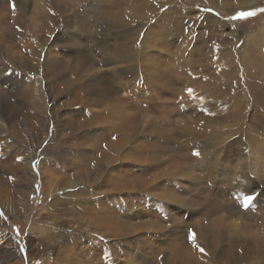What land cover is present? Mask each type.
Returning <instances> with one entry per match:
<instances>
[{
	"label": "rangeland",
	"instance_id": "374dc122",
	"mask_svg": "<svg viewBox=\"0 0 264 264\" xmlns=\"http://www.w3.org/2000/svg\"><path fill=\"white\" fill-rule=\"evenodd\" d=\"M46 1L60 0L36 12L34 0H0V264H264V0H157L148 14L147 0H67L64 25ZM104 7L105 27L91 21ZM122 23L123 42L142 47L134 64L84 65L99 57L90 32L120 56ZM49 53L65 85L52 97ZM11 73L25 97L9 93ZM92 80L109 82L111 99L71 107Z\"/></svg>",
	"mask_w": 264,
	"mask_h": 264
},
{
	"label": "bare ground",
	"instance_id": "6f19581e",
	"mask_svg": "<svg viewBox=\"0 0 264 264\" xmlns=\"http://www.w3.org/2000/svg\"><path fill=\"white\" fill-rule=\"evenodd\" d=\"M45 0H34V2H33V8H32V10L34 11V12H36V11H38L39 9H38V6L41 4V3H43ZM80 1H84V0H80ZM106 1H108V0H106ZM112 1H115V0H112ZM119 1V0H118ZM130 1V0H129ZM154 1V0H153ZM47 2V1H46ZM61 2V0L60 1H54V2H47V4L48 3H50L51 4V9L50 10H52V11H54V13H55V15L57 16V17H59V21L61 22L60 24H63V19L64 18H62V15L65 13V11H67V9L68 8H70V7H72V6H70V4L68 3V1L66 0V2H62V3H60ZM70 2H72V3H74L75 2V0H71ZM134 2V1H133ZM175 2H177V1H175ZM126 3V2H125ZM127 3H129V2H127ZM132 3V2H131ZM146 3H148V7H146L147 8V10H148V12H147V14L149 13V12H153L154 10H155V7L154 6H156L157 5V0L156 1H154V2H151V1H148L147 0V2ZM46 4V3H45ZM114 4V3H113ZM137 4H139V2L137 3ZM141 4V3H140ZM43 6V5H42ZM108 6V5H107ZM134 6V5H133ZM41 7V6H40ZM44 7V6H43ZM131 7V6H130ZM170 8V7H169ZM160 9V8H159ZM110 10V8H108V7H104V9L102 10V9H100L99 10V13L98 14H95L94 16H95V18H92L91 19V21L93 22V20H95L97 23H98V25H99V23H101L100 25H104V27L105 26H107L112 20H111V18H107V12ZM134 10V9H133ZM40 11V10H39ZM121 11H123V10H121ZM125 12V11H124ZM134 12V11H133ZM37 14V13H36ZM35 14V15H36ZM39 14V13H38ZM37 14V15H38ZM154 14H156V13H154ZM166 14V13H165ZM134 15V14H133ZM136 15V14H135ZM143 15H145V14H143ZM169 15V14H168ZM149 16V15H148ZM118 17L120 18V20L124 23L125 21H124V16H123V13H119L118 14ZM143 17V16H142ZM164 17H165V15H164ZM180 17V16H179ZM37 18V17H36ZM35 18V19H36ZM126 18V17H125ZM141 18V17H140ZM146 18V17H145ZM144 18V19H145ZM165 18H168V17H165ZM38 19V18H37ZM128 19V18H127ZM149 19V18H148ZM159 19V18H158ZM66 21V20H65ZM54 23L55 22H57L56 20L55 21H53ZM88 22H90V21H88ZM119 22V21H118ZM141 22V21H140ZM142 22H144V21H142ZM150 22V21H149ZM161 22V21H160ZM39 23V25H40V23L41 22H38ZM91 23V22H90ZM121 24L120 25V27H118V28H121V30H120V32H118V33H116L115 35H114V39L116 40V43H117V39H118V46H117V50L120 52V56L118 57V52H116L114 55V57L113 56H111V54L110 55H108L109 54V49H108V47H109V45L108 44H105V43H102L103 41H104V39H105V37H103V35L102 34H100V33H97V32H94V33H89V36L88 37H91L93 40H94V44L96 43L97 45V47L95 48L94 47V49H93V45H91V47H92V50H94L95 51V53L96 52H98V59H96V58H91V56L90 57H86V59H88L85 63H84V65H90V67H92L93 66V64H95V65H97V64H104V65H109V64H112V63H124V64H134V62H135V60L136 59H138L139 57H140V54H141V49H142V47L141 46H138V45H134V46H129L128 44H125V42H123V39H127L128 38V40H129V38L131 37V38H133L132 37V33L131 34H129V33H127V31L125 30V25L124 24ZM133 23V22H132ZM131 23V24H132ZM146 23V22H145ZM144 23V24H145ZM226 23V22H225ZM65 24H66V22H65ZM89 24V23H88ZM129 24V23H128ZM156 24H158V23H156ZM36 25V27H38L39 25H37V23L35 24ZM64 25V24H63ZM159 25V24H158ZM218 26H219V24H218ZM222 26V25H221ZM75 27V26H74ZM145 27V26H144ZM147 27V26H146ZM152 27V26H151ZM47 28V29H46ZM46 28H42V32H45V31H47V30H50V32H52L53 31V29H55V28H53V26H52V24H50L48 27H46ZM49 28V29H48ZM155 29V28H154ZM153 29V30H154ZM142 30V29H141ZM143 30H144V28H143ZM227 30V29H226ZM162 31V30H161ZM169 31V30H168ZM167 31V32H168ZM99 32V31H98ZM129 32V31H128ZM136 32V31H135ZM165 32V31H164ZM137 33V32H136ZM140 33V32H139ZM160 33V32H159ZM48 35H50V33L48 34ZM94 35H96V37L94 36ZM138 35V34H137ZM157 35H158V33H157ZM156 35V36H157ZM84 36V35H83ZM159 36V35H158ZM86 37H87V35H86ZM107 37L108 38H112L113 36H111V37H109L108 36V34H107ZM160 37H162L161 35H160ZM166 37V36H165ZM135 38V37H134ZM172 38V37H171ZM36 39V38H35ZM167 39V38H166ZM44 40H46V37L44 38ZM48 40H49V38H48ZM48 40H46V42L48 41ZM128 40H127V43H128ZM134 40V39H133ZM137 40V39H136ZM142 40V39H141ZM168 40V39H167ZM37 41V40H36ZM132 41V40H131ZM142 41H144V39L142 40ZM92 42V41H91ZM90 42V43H91ZM135 42V41H134ZM130 43V42H129ZM136 43V42H135ZM43 44H44V41H42V40H40L39 41V44H38V49H39V51H38V54H37V58H38V60L40 59V56H41V51H42V47H43ZM90 45V44H89ZM143 46V45H142ZM86 47V46H85ZM90 47V48H91ZM140 50V51H139ZM116 51V50H115ZM49 52H51V51H49ZM50 53H49V55L45 58V61H43V64H42V66H41V68L43 67V70H42V73L40 74L41 76H42V78L41 79H43L44 81H47L46 83H47V88L50 90V88H51V84H50V82L51 83H53L52 85L55 87V88H53L52 90H50V92H48V93H50L51 95V97L53 96V92H55L57 95H59V94H61V93H63L64 91H65V85H63V86H58L57 84H54L55 82H59L60 81V77H59V73H58V66L57 65H55V64H53L52 63V61H50L49 60V58H50ZM136 55L138 56L137 58H136ZM95 56H96V54H95ZM48 60H49V63H47L48 62ZM27 62V59L25 58V60H23L22 62H20L19 64H22V67H21V70H23V72L25 73V75L24 76H28V75H30L31 73V66L30 65H25L24 63H26ZM7 63H9L8 61H7ZM0 64H1V60H0ZM130 64V65H131ZM3 65V64H2ZM9 65V64H8ZM25 65V66H24ZM37 66H38V62H37V64H36V70H37ZM45 66H47L46 67V69H45ZM1 67V66H0ZM129 67V66H128ZM131 67H133V65L131 66ZM136 68V67H135ZM138 68V67H137ZM136 68V69H137ZM129 69H131L130 67H129ZM129 69H125V71H124V73H123V77H129V76H131V74H133L134 72L133 71H131V70H129ZM133 69V68H132ZM6 70V69H5ZM139 70V69H138ZM39 71V70H38ZM120 71V70H119ZM139 72V71H138ZM121 73V72H120ZM119 73V74H120ZM137 73V72H136ZM11 74H13V73H11ZM11 74H5L3 77H4V82H6V83H8V86H11V87H9L10 88V90H9V93L10 94H12L13 93V91L15 92V91H18L19 92V94L20 95H22L23 97H25L24 96V94L26 93V95L28 94V91L24 88V90H21V91H19L18 90V88H19V85L21 84V82L22 81H24L25 80V78L23 77V75H21V74H18V73H16L17 75L15 76L14 74L13 75H11ZM115 74V73H114ZM121 75V74H120ZM136 75V74H135ZM117 76H118V74H117ZM133 77V76H132ZM117 78V77H116ZM138 79V78H137ZM108 80V79H107ZM121 80V79H120ZM124 80V79H123ZM110 81V80H109ZM107 81L106 80H103V81H95V80H92L89 84H90V86H91V88H90V86L89 87H84V89H83V95L82 96H80V97H78L77 99L78 100H76V101H74L73 103H71L70 105H71V107H73V106H78V105H82L81 107H86V105H87V103L89 102V104L91 105V101L93 102V101H95V102H99V101H107L108 99H111V97L114 95V87L113 86H110V83L108 82V83H106ZM3 85V84H2ZM4 86V85H3ZM256 87V86H255ZM259 87V86H258ZM8 88V89H9ZM39 87H35V90L33 91L34 92V94L35 95H37V97H40L41 98V100H38V99H35V98H32V97H30L29 99L30 100H32V101H35L36 100V103H37V106H35V110H36V108H38V111H39V108L40 109H45L44 107H42L43 105V102L45 101V98H44V96H43V94H42V91L40 90V88H39V90H37ZM259 88H261V87H259ZM255 89H258V88H255ZM255 89H253L254 90V92H255ZM258 91V90H257ZM24 92V93H23ZM260 92V91H259ZM262 93V92H261ZM254 94H256L257 95V93H254ZM8 96V95H7ZM10 96V95H9ZM54 99H56V97H54ZM74 100V99H73ZM115 101V100H114ZM58 107H56V106H54L53 105V107L51 108V109H49L50 111L53 109L54 111L53 112H55V114L57 115V110H59V109H63V108H65V106L64 105H57ZM30 108H31V110H28V112H33L32 111V109H33V107H31L30 106ZM65 109H67V108H65ZM83 109V108H82ZM37 112V111H36ZM57 112V113H56ZM69 112H70V114H73V109H70L69 110ZM45 113V112H44ZM89 113V112H88ZM87 113V114H88ZM52 114V113H51ZM9 115V114H8ZM10 115H14V110H10ZM10 115H9V117H10ZM94 115V117L96 118V123L97 124H101V123H104L105 121H99V119H98V117L99 116H97V114H90V116H89V118H91V116H93ZM87 116V117H88ZM57 117V116H56ZM16 118V117H15ZM41 118V117H40ZM46 118V117H45ZM9 119V118H8ZM13 119V118H12ZM11 119V120H12ZM77 119V118H76ZM22 120V119H21ZM47 120V119H46ZM49 120V119H48ZM13 121V120H12ZM64 121V120H63ZM67 121V124H69V125H71L70 124V122H69V120L67 119L66 120ZM17 122H18V120H17ZM23 122H26V117H24L23 118ZM40 122V121H39ZM62 123V122H61ZM65 123V122H64ZM1 124H2V122H1ZM0 124V125H1ZM11 124V123H10ZM8 125L9 127L11 126V125ZM17 124V123H16ZM51 124V123H50ZM54 124H57V123H55L54 122ZM80 127L82 128V129H84V130H86V131H88V128L90 127V125H92V124H94V123H90L89 122V120L87 121V120H82L80 123ZM107 124V123H106ZM5 125H6V123H5ZM64 125V124H63ZM7 126V125H6ZM44 126V125H43ZM66 128H64V127H62V128H64V130H66V129H68L69 130V127H67L66 125H64ZM1 128V127H0ZM10 128H12V127H10ZM80 128V129H81ZM129 128H130V126H128V127H122V128H117V132H115V133H113L111 136L115 139V140H117V141H119V142H107V143H105V144H103V148H105L107 151L104 153V155L106 156V157H110L111 156V151L112 150H114V149H119V145L121 144V140L123 139V138H125L126 137V135H127V133H128V131H129ZM46 130V129H45ZM67 130V131H68ZM72 130V129H71ZM98 131L100 132V133H102L99 129H98ZM75 132H77V131H75ZM98 132V133H99ZM40 133V132H39ZM38 133V134H39ZM44 133V132H43ZM57 133V132H56ZM55 134V133H54ZM64 134V133H63ZM73 134V133H72ZM79 134V133H78ZM56 135V134H55ZM68 135V134H67ZM74 135V134H73ZM10 136V135H9ZM42 136V135H41ZM74 137V136H73ZM12 139V138H11ZM38 139V138H37ZM59 139V138H58ZM61 139V138H60ZM59 139V140H60ZM70 139V138H69ZM58 140V141H59ZM71 140H72V138H71ZM65 141V140H64ZM67 142V141H66ZM65 143V142H64ZM75 143V142H74ZM77 143V142H76ZM54 145V144H53ZM114 145V146H113ZM101 146V145H100ZM55 148V147H54ZM91 148H93V146H91ZM59 149V148H58ZM82 149V150H81ZM90 149V146L87 148V150L84 148V146L83 145H81V144H76V145H71V151L73 152V153H75V154H81L80 156H83V154H85V153H87L88 152V150ZM12 150V149H11ZM60 150V149H59ZM57 151V150H56ZM44 152V151H43ZM61 152V151H60ZM65 154H67V152L66 151H63ZM17 156V155H16ZM34 156V155H33ZM20 158V157H19ZM71 161H73V164L76 162L74 159H70ZM13 161H15V160H13ZM99 161H101V159L99 160ZM50 162V161H49ZM22 167V166H21ZM76 170H80V168L79 167H77V168H75ZM37 174V173H36ZM40 174V173H39ZM89 178V177H88ZM87 178V179H88ZM39 180H42V178L40 177V179ZM28 181V180H27ZM25 184H28V183H25ZM30 185V184H29ZM25 187V186H24ZM50 187V186H49ZM70 187V186H69ZM71 187H73V186H71ZM21 188V187H20ZM51 189H52V187H51ZM34 190V189H33ZM32 190V191H33ZM55 190V189H54ZM38 191V190H37ZM56 191V190H55ZM29 192V191H28ZM34 192V191H33ZM46 192L47 193H53V191H51V190H46ZM30 194V193H29ZM29 197V196H28ZM19 203V202H18ZM4 212V211H3Z\"/></svg>",
	"mask_w": 264,
	"mask_h": 264
},
{
	"label": "snow or ice",
	"instance_id": "6c2138e0",
	"mask_svg": "<svg viewBox=\"0 0 264 264\" xmlns=\"http://www.w3.org/2000/svg\"><path fill=\"white\" fill-rule=\"evenodd\" d=\"M262 11H264V10H262ZM241 15L242 16H251V15H253V13H241ZM191 91H192L191 89H188V92L189 93H191ZM193 155L198 156L199 153L198 152H194ZM252 199H253V197H251V196L246 197L245 198V206H247L251 202ZM189 238L192 239V240H194L195 239L194 234H192ZM200 251L201 252H204V249L203 248H200Z\"/></svg>",
	"mask_w": 264,
	"mask_h": 264
}]
</instances>
